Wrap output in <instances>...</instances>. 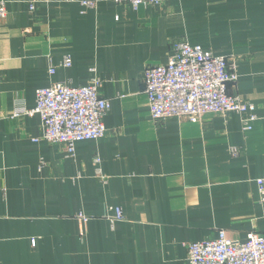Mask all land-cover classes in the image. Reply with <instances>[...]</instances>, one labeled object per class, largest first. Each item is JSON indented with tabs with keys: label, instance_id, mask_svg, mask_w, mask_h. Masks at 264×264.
Returning <instances> with one entry per match:
<instances>
[{
	"label": "crops",
	"instance_id": "obj_1",
	"mask_svg": "<svg viewBox=\"0 0 264 264\" xmlns=\"http://www.w3.org/2000/svg\"><path fill=\"white\" fill-rule=\"evenodd\" d=\"M3 1L0 264H189L185 243L264 234V0H41L32 12ZM175 41L227 59L228 93L255 106L250 129L237 112L152 119L142 73ZM93 77L109 101L105 134L73 155L42 139L37 113L13 114L40 87ZM115 207L123 218L111 221Z\"/></svg>",
	"mask_w": 264,
	"mask_h": 264
},
{
	"label": "built area",
	"instance_id": "obj_2",
	"mask_svg": "<svg viewBox=\"0 0 264 264\" xmlns=\"http://www.w3.org/2000/svg\"><path fill=\"white\" fill-rule=\"evenodd\" d=\"M29 0L28 10L35 9ZM47 1V0H42ZM68 1V0H67ZM127 3L133 9L140 5H157L168 0H113ZM81 3L93 7L94 1ZM6 3L0 1V19L6 16ZM71 65L70 56L61 63ZM224 56L187 41H175L165 63L148 65L142 73L152 119L162 122L172 117L194 120L207 112H237L244 115V128L250 129L256 118L255 106L228 93V85L237 79ZM53 72V69L51 70ZM101 81L93 77L87 84L72 87L64 82H52L35 91V106L16 107L15 116L37 113L42 122V139L64 146L67 155H73L75 143L98 139L105 134L104 115L109 108L108 99L99 93ZM34 140H38L35 138ZM236 153V149H232ZM95 162L100 159L96 155ZM99 170V169H98ZM259 200L264 204V172L256 179ZM111 221L122 219V211L115 207ZM189 264H264V234L249 233L245 241H233L220 230L217 237L185 243Z\"/></svg>",
	"mask_w": 264,
	"mask_h": 264
}]
</instances>
